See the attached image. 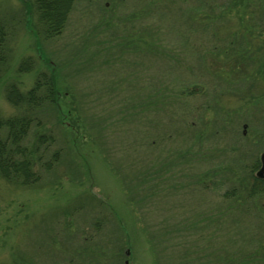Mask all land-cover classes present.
<instances>
[{
  "label": "rangeland",
  "instance_id": "rangeland-1",
  "mask_svg": "<svg viewBox=\"0 0 264 264\" xmlns=\"http://www.w3.org/2000/svg\"><path fill=\"white\" fill-rule=\"evenodd\" d=\"M0 23V117L20 113L10 84L50 72L42 55L64 93L27 138L52 134L57 163L30 186L0 178V264H264V194L247 195L264 0H75L50 38L34 0H0Z\"/></svg>",
  "mask_w": 264,
  "mask_h": 264
},
{
  "label": "trees",
  "instance_id": "trees-1",
  "mask_svg": "<svg viewBox=\"0 0 264 264\" xmlns=\"http://www.w3.org/2000/svg\"><path fill=\"white\" fill-rule=\"evenodd\" d=\"M74 1L34 0L41 33L45 37L60 35ZM41 58L48 64L50 72L39 74L33 86L25 92H21L14 84H10L5 92L6 101L20 110V113L5 118L0 117V178L22 186L37 183L41 178L40 172L50 170L60 158V149L52 150L55 141L52 134L47 131L37 129L32 141L27 139L33 125L38 127L42 125L36 110L47 104L60 111L58 104L61 95H64L58 88L54 64L43 55ZM6 60V32L0 23V70ZM30 65L29 58H25L19 64L18 71L27 70ZM261 68L263 67L260 66L259 69ZM57 113L59 114L58 111ZM48 152L51 153L47 156ZM259 166L260 163L257 162L251 167L250 172L258 170ZM262 193L264 194V177L253 175L247 195L254 196ZM223 196L227 197V192ZM259 259L264 260V257Z\"/></svg>",
  "mask_w": 264,
  "mask_h": 264
},
{
  "label": "water",
  "instance_id": "water-1",
  "mask_svg": "<svg viewBox=\"0 0 264 264\" xmlns=\"http://www.w3.org/2000/svg\"><path fill=\"white\" fill-rule=\"evenodd\" d=\"M244 128H245V125H244ZM257 174L260 177H264V155H262V157H261V168L259 169ZM128 253H129V250L127 251V254ZM125 263H127V261Z\"/></svg>",
  "mask_w": 264,
  "mask_h": 264
}]
</instances>
